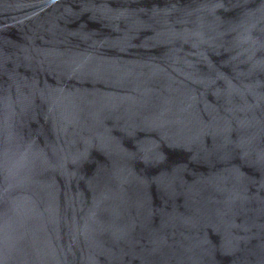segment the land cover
<instances>
[{
	"label": "water",
	"instance_id": "95a60500",
	"mask_svg": "<svg viewBox=\"0 0 264 264\" xmlns=\"http://www.w3.org/2000/svg\"><path fill=\"white\" fill-rule=\"evenodd\" d=\"M0 264H264V0H0Z\"/></svg>",
	"mask_w": 264,
	"mask_h": 264
}]
</instances>
